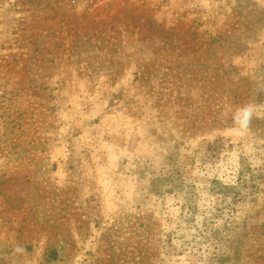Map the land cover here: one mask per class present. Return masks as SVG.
<instances>
[{"label":"rangeland","instance_id":"obj_1","mask_svg":"<svg viewBox=\"0 0 264 264\" xmlns=\"http://www.w3.org/2000/svg\"><path fill=\"white\" fill-rule=\"evenodd\" d=\"M0 264H264V0H0Z\"/></svg>","mask_w":264,"mask_h":264},{"label":"clouds","instance_id":"obj_2","mask_svg":"<svg viewBox=\"0 0 264 264\" xmlns=\"http://www.w3.org/2000/svg\"><path fill=\"white\" fill-rule=\"evenodd\" d=\"M243 111L246 113V121L243 125L244 131H247L250 128L252 119L257 115L256 106L253 104H248L244 107Z\"/></svg>","mask_w":264,"mask_h":264}]
</instances>
